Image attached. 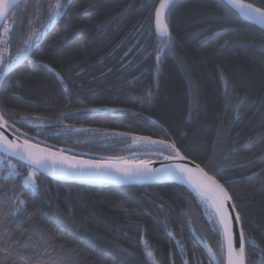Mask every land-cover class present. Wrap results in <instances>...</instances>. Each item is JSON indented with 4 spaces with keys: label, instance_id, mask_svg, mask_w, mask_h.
Listing matches in <instances>:
<instances>
[{
    "label": "trees",
    "instance_id": "16d2710c",
    "mask_svg": "<svg viewBox=\"0 0 264 264\" xmlns=\"http://www.w3.org/2000/svg\"><path fill=\"white\" fill-rule=\"evenodd\" d=\"M246 1L264 8V0ZM158 3L71 0L4 78L0 114L13 113L4 119L17 121L19 132L9 130L18 137L91 160L151 162L161 158L138 155L170 152L132 137L175 142L226 188L254 242L247 264H264L257 248L264 249V31L221 0H176L166 16L175 54L157 66L162 41L147 29ZM54 4L16 6L0 23V39L8 25L5 49H25L23 39L41 30ZM65 24L67 39L57 49ZM225 40L234 43L221 47ZM0 158V178L12 172L9 163L21 174L0 179V264H225L212 214L185 185L95 187L37 173L33 192L22 184L30 167Z\"/></svg>",
    "mask_w": 264,
    "mask_h": 264
},
{
    "label": "snow or ice",
    "instance_id": "6c2138e0",
    "mask_svg": "<svg viewBox=\"0 0 264 264\" xmlns=\"http://www.w3.org/2000/svg\"><path fill=\"white\" fill-rule=\"evenodd\" d=\"M16 0H12L15 3ZM71 0H67V3H62V0H55L54 8L50 9V17L47 22H41V30L32 28L27 38L23 39L22 43L25 46V50L31 52L34 48H38L39 44L44 38V34L52 28L57 20V17L63 15L67 7L70 5ZM174 0H159L156 5L153 15V23L149 25L147 31L150 34H154L161 38V43L156 47V64L162 62L164 54L174 55L172 49V38L170 34L169 24L166 19V11H171ZM221 4L224 6H230L231 9L238 11L240 16H247L257 20L259 23L264 24V9L254 8L251 4H245L243 0H221ZM8 8V0H0V19L4 18L5 10ZM231 12L226 13V19L231 16ZM69 25L65 24V37L58 38L56 48L65 45L67 39L66 29ZM143 31V25H141ZM232 31V29H229ZM80 35V31L72 33V38L75 39ZM228 43H234L233 41L225 40L221 47L226 46ZM146 56L151 55V52H146ZM20 57L16 56L12 58L11 63L4 64L0 61V65L11 68L13 64L19 61ZM47 67V65H45ZM3 77H0L2 79ZM239 105L237 104V109ZM92 111H95L94 109ZM5 115H13L11 112H5L0 114V153H5L10 156H15L19 160L24 161L30 170L27 176L23 177L22 184L24 187H30L33 192L38 191V185L36 183L37 173L45 170L51 171V173L58 176L67 175H90L100 176L102 174H110L109 170L115 168V172L119 174V178L124 180L130 179H156V180H178L181 183H186L192 188L197 195H199L205 203L213 210L210 222L213 223L212 232L218 234L221 237L222 243L220 244V254L225 257L226 264H247V248L250 243H254L252 238L245 234L243 227L239 228L238 247L236 246L237 240L234 233V225L240 226L242 224V217L239 213H235L237 205H231V211L229 210L228 202L231 200V196L225 190L223 185L217 182L213 177L208 176L203 168L196 165L195 168H190L187 164L183 163L187 158L181 154L180 149L176 143H169L166 140H153L151 137H132L133 143L143 144L145 147H160L168 150L169 155L163 156L166 161H172L173 163L163 164L160 167H153L150 161L146 160H122L124 167H116L113 164V159L122 158H108L99 160H86L81 159L74 155H65V150L52 151L50 148L40 147L39 144L31 143L30 139H24L22 142L19 137L16 139H9L5 134V129H11L14 133L19 132L15 128L16 120L9 123L4 119ZM61 116L68 115L67 113H61ZM21 119H24L21 117ZM231 124V121H229ZM38 128L44 127V125H38ZM64 134H68V130L64 129ZM123 135V134H118ZM252 139V137H249ZM147 154V153H146ZM155 155H162L161 153H153ZM3 164V159L0 158V165ZM8 167L12 169L9 176H4L0 179L7 181L10 176L21 175L14 169V166L9 163ZM15 185L9 191H14ZM208 193H211L209 196ZM16 204L24 206L26 201L16 198ZM20 210L19 207H14L12 214ZM232 213H235L233 216ZM213 217L215 220L213 221ZM258 250L264 252V249ZM123 251V250H122ZM208 253L212 256L213 261H216V254L213 253L212 248H207ZM151 251L147 252L148 257H152Z\"/></svg>",
    "mask_w": 264,
    "mask_h": 264
},
{
    "label": "water",
    "instance_id": "95a60500",
    "mask_svg": "<svg viewBox=\"0 0 264 264\" xmlns=\"http://www.w3.org/2000/svg\"><path fill=\"white\" fill-rule=\"evenodd\" d=\"M22 1H24V0H16L15 3H12V0H8V8L5 10L4 18L3 19H0V23H2L3 21H5L6 18L9 16V14L12 12V10L16 6H18ZM175 1L176 0H174V2ZM243 2L245 4H251L254 8H262L260 6H257V5H255L253 3H251V2H248L246 0H243ZM228 7H230V6H228ZM262 9H264V8H262ZM232 10L234 12H236L237 15L242 20L248 22L249 24H252V25L256 26L261 31H264V24H261L257 20L252 19L250 17L240 16L237 10H235V9H232ZM167 13L168 12L166 11V16H167ZM15 67H16V64L13 65L11 68H8L3 73V75L1 76L3 78L0 79V89H1V85H2V83L4 81V78L6 77V75L8 73H10ZM4 131H5V134L9 137V139H16L18 137L17 135L13 134L9 129H5ZM19 139H20L21 142L24 140V139H22L20 137H19ZM40 147H42V146H40ZM1 154H4L5 156L14 158V159H16V160H18V161H20L22 163H25L24 161L19 160L15 156H10V155L5 154V153H1ZM141 156L142 157H144V156H153V157L161 158L159 160L151 161V165L153 167H160L163 164L173 163L172 161H166V160H164L163 159V156H167V155H164V154H162V155H155V154H151L150 153V154H142V155L140 154V155H138V157H141ZM126 159H133V156H130L129 158H125V159H115L113 161H122V160H126ZM183 163L187 164V166L190 167V168H195L196 165H198V164L194 163L193 161L189 160L188 158L185 161H183ZM199 167L202 168L200 165H199ZM109 172H110V174H102L100 176H90V175H83V176H81V175L58 176V175H55V174L51 173V171H49V170L41 171L39 173H41V174H43V175H45V176H47V177H49V178H51L53 180L59 181V182L74 183V184L87 185V186H95V187H108V186H114V187H129V186H143V185H156V184L171 183V184H181V185H185L187 188L190 189V187L186 183H181L178 180H173V179H168V180H156V179H130V180H124V179L119 178V174H117L115 171H109ZM206 173H207L208 176L213 177L217 182H219L214 176H212L208 172H206ZM225 190H226V188H225ZM208 194L211 195V193H208ZM201 200H200V203L202 204L203 208H205L206 210H208L212 214V210L208 206V204L205 203L204 201H201ZM231 205H233L232 199L228 202V206H229V210L230 211H231ZM235 213H237L236 209H235ZM235 213H232L233 216L235 215ZM240 227H241V225L240 226H235L234 225V233L236 235V240H237L236 246L237 247H238V238H239V228ZM207 248H208V246H205V249H206V252H207L208 256L213 261L212 256L207 251ZM213 262H216V261H213ZM225 264H226V261H225Z\"/></svg>",
    "mask_w": 264,
    "mask_h": 264
},
{
    "label": "rangeland",
    "instance_id": "374dc122",
    "mask_svg": "<svg viewBox=\"0 0 264 264\" xmlns=\"http://www.w3.org/2000/svg\"><path fill=\"white\" fill-rule=\"evenodd\" d=\"M7 28H8V25H7V22H5L4 24V32H3V35L0 39V45L2 46V48L0 49V61H2L4 64H8V63H11L12 61V58L13 57H16V56H19L20 59H22L25 55V53L27 52L25 49H22L21 51L19 52H16L14 54H11L9 51H7L5 49V41H6V38H7ZM19 59V60H20ZM18 62V61H17ZM6 67L0 65V73L5 69ZM126 160H141V159H138V158H134V159H126ZM201 200V199H200ZM199 200V201H200ZM202 201V200H201Z\"/></svg>",
    "mask_w": 264,
    "mask_h": 264
},
{
    "label": "bare ground",
    "instance_id": "6f19581e",
    "mask_svg": "<svg viewBox=\"0 0 264 264\" xmlns=\"http://www.w3.org/2000/svg\"><path fill=\"white\" fill-rule=\"evenodd\" d=\"M45 148V147H44ZM53 151V150H52ZM65 155H67V154H65ZM81 159H85V158H81ZM86 160H91V159H86ZM113 162V164L116 166V167H124V165H123V163H122V161H112ZM109 171H115V168H112V169H110ZM195 194H196V196H197V198L198 199H201V197L199 196V195H197V193L192 189V188H190ZM209 195V194H208ZM210 196V195H209ZM212 210V209H211ZM213 211V210H212Z\"/></svg>",
    "mask_w": 264,
    "mask_h": 264
}]
</instances>
